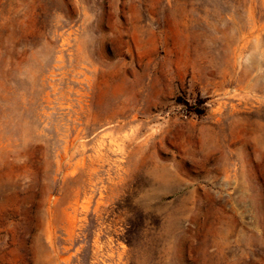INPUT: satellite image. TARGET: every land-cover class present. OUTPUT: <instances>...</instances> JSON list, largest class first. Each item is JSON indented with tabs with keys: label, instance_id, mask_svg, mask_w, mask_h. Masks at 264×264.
Here are the masks:
<instances>
[{
	"label": "rangeland",
	"instance_id": "1",
	"mask_svg": "<svg viewBox=\"0 0 264 264\" xmlns=\"http://www.w3.org/2000/svg\"><path fill=\"white\" fill-rule=\"evenodd\" d=\"M0 264H264V0H0Z\"/></svg>",
	"mask_w": 264,
	"mask_h": 264
}]
</instances>
